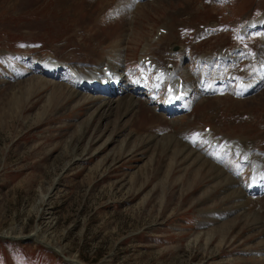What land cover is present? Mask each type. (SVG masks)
<instances>
[{
  "label": "rangeland",
  "instance_id": "rangeland-1",
  "mask_svg": "<svg viewBox=\"0 0 264 264\" xmlns=\"http://www.w3.org/2000/svg\"><path fill=\"white\" fill-rule=\"evenodd\" d=\"M21 1L25 5L19 7L20 0H0V51L8 50L0 52L4 57L12 53L9 50L32 47L34 52H51L57 57H48L60 60L80 46L87 51L93 42L87 30L83 34L77 30L83 22L96 19L103 0ZM115 1L108 0L109 4ZM140 4L138 11L129 12L130 29L115 61L124 66L122 75L126 74L128 87L139 86L133 79L145 75L139 63L141 50L155 40L159 28H169L164 24L169 17L178 22L177 32L182 27L172 42L182 53L185 44L189 45L190 56L182 69L198 73L199 79L195 51L225 56L238 44L225 33V25L242 34L244 27H240L246 20L264 15V0H141ZM202 29H208V37L195 41L194 32L197 35ZM214 29L221 31L217 34ZM263 30L243 43L249 55L235 66L239 77L249 61L255 62L253 71L259 67ZM8 60L12 62L8 67H14L13 60ZM1 61V110L14 84L36 79L35 88L44 85L19 113L8 114L14 117L0 114V264H264V198H248L251 203L240 204L245 202H239L233 190L244 185L248 172L238 163L239 154L228 155L227 167H218L224 173L234 168L236 174L212 173L207 163L213 165L211 160L225 150L218 147L211 152L210 142L194 137V129L189 135L188 128L180 130L177 125L174 137L167 136L170 129L155 119L137 127L130 123L131 114L114 104L93 115L104 102L96 105L89 99H106L107 94L80 92L90 96L87 102L82 96L64 95L60 103L56 99L48 108L53 87L70 88L71 84L55 83V78L41 80L36 73L11 80ZM30 61L28 69L37 71L32 65L40 61L38 57ZM220 61L211 65L213 71L224 66ZM154 74L151 71L150 78L140 81L138 97L146 104L150 101L148 117L158 113L166 118L160 109L165 106L163 87L153 88ZM228 86L235 92L239 85L232 81ZM198 94L194 93L195 100ZM229 94L208 100L213 108L194 112L192 118L203 123L199 130L213 122L219 132L212 128L214 136L227 139L221 132L228 133L247 146L260 144L256 150L264 153V81L250 95ZM114 102L119 104L120 99ZM186 114L181 112L180 124L188 120ZM170 118L178 120L176 115ZM232 177L240 184L230 183Z\"/></svg>",
  "mask_w": 264,
  "mask_h": 264
},
{
  "label": "bare ground",
  "instance_id": "bare-ground-1",
  "mask_svg": "<svg viewBox=\"0 0 264 264\" xmlns=\"http://www.w3.org/2000/svg\"><path fill=\"white\" fill-rule=\"evenodd\" d=\"M137 3H138V1H135V0H117L115 4L108 7L107 1L103 0V4H101L103 6L94 15V16L97 15L96 19H94L91 22H87V21L83 22V24L80 27V30H77L78 34H80V33L83 34V32L85 30H87L86 35H88V36L90 35V38L92 37L93 42H90V45L88 47H86L87 51L85 50L84 47L80 46V48H78V49L76 48L77 50L74 51L73 53H71V55H65L60 60L52 59L51 57H48L46 54L38 55L36 57H38V59L40 61L39 62H33L34 65H32L33 66L32 68L37 69L38 71H33V70L30 71L28 69V63H29L28 60H32V58L35 57V56H31L32 53L27 51L26 53L21 54L23 52L9 51L12 53H8V52L5 53V54H7V56L5 55V57L3 56L4 54H0V59L2 60L1 63L3 65V67H8V65H12V64H10L12 62H10L8 60V57H10V59L13 60V65L20 64L21 67H20V70L18 71L19 73L18 72L15 73V71H13V66H9L7 68L8 70H4V73H6V75H9L7 73L12 72L13 73L12 79L15 80V78H20L24 74L31 73L33 71V73L38 74V77L41 80L48 79L51 81V79L55 78L54 80H52L53 82H55V83L61 82L62 84L69 85L68 80L63 81V82L60 81L63 79L60 76V74H62L61 73L62 69L58 68V65H60V64L62 67L65 65H68L66 68H68L71 71H74L78 75L79 78L76 79V82L74 81L73 84L70 85V88L68 86L56 84L52 89V93H51L52 95L51 96H53V97L50 96V105L48 108L51 107V104L54 101H56V99L58 100V103H60V100L63 99L64 95H68V97H70L71 99L82 96V98H84L83 101L87 102V99L90 96H84L80 92L86 91V92L91 93L92 95H94V94L100 95L101 93H104V94H108L106 99H100L99 97L89 99V101H95L96 105L99 104L98 102H100L102 100L104 102V104H100L99 108H96V113L95 114L92 113L93 115L99 114L100 111H102V109L104 110L105 107L108 108V110L112 109V107H113L112 105L114 104L118 107L120 106L119 111L122 108V110L124 111V113H126V115L128 113H130L131 115L130 114L129 115L131 116V120H132V122H130V123H131V125H135L137 127H142L144 124H146L148 122H153L155 119L156 121L158 120V121H161L162 123L165 124V126L163 127L164 129H168V130L170 129V131H168L167 136L172 135V136L176 137L172 133V131H174V129H176L177 125H180V130L182 128H185V129L188 128L187 134H189L192 129H194L196 131L195 128L199 127L201 122L200 123L197 122V120H195L196 117L194 118V120H192V117L196 114L194 112H197L198 110H200V108L202 109L203 107L213 108L214 105L212 104V101H208V100H213L216 97H219V98L227 97L226 93L223 95L219 94L221 89L224 88L226 85H223L221 83V82H223L222 78H218V80H214V78L219 77V75H214L213 77L210 76L209 80H207L205 82L204 81L199 82V80H202L201 79L202 75H199L200 79L198 81H196V78H194L195 77L194 73L193 74L186 73V71H183L181 66L179 65L182 62V60L185 58V55L179 56V57L177 56V58L176 57H170V56H168V57L164 56L161 58L160 51L162 49L164 50L168 46L167 45L166 47H162V45L165 42L166 43L170 42L171 39L169 38V36L172 33L173 25L176 23L175 19H171L172 17H169L170 21H168V19H166V23L164 22V24H168V27H169L167 34L166 35L162 34L161 38H159V40L156 42L150 41L147 43L148 45L145 44L141 50L140 58H145L146 56H150L151 59L153 60V62L157 63V66L155 67L156 74H155V77L153 79V83L155 84L156 87H160V86L164 85V89H165V84L168 83L169 81L174 82V81L180 80V79L184 80V90L188 93L189 97L182 98L180 100V102H178V103H180V105H184L182 110H179L180 112L181 111H183V112L189 111V113H187L188 120L185 122V124H180L182 116L180 117L179 113H177L178 110L175 109V107L177 106L178 103L175 102L174 100L169 99L166 91H164V94H165L166 101H167V105H166L167 106V108H166L167 113L169 115H176L178 120H175V118L171 119L169 117L164 118V117H162L161 114H158V113H151V115H152L151 117H148L146 115L147 108L150 109V107H148L147 104L142 102L138 97L140 95L139 89L141 88L140 79H138V78L134 79V81L139 86L128 87L127 86L128 85V79H126V78L122 79V78L118 77V79H116V80H120L121 82H118L117 85H122V86L125 85L126 86L125 89L116 90V87L111 88L112 74L122 72V67L117 66L115 64V61L118 59L120 49L122 47L123 42L126 39L125 38L126 31L130 29V22H129L130 16H129L128 11L129 10L133 11L136 9H137L136 11H138V7L141 4H137ZM19 4H20L19 7H22L23 5H25V3L21 0H20ZM133 4H135V5L133 6ZM77 6H78V4H77ZM74 12H76V11H74ZM67 13H68V11H67ZM173 15L178 19L177 15H175V14H173ZM71 17H73V16H71ZM73 18H75V17H73ZM75 20H76V18H75ZM130 21H131V19H130ZM79 26H80V24H79ZM135 27H136L135 24H133L131 29L134 30ZM162 28H164V27H162ZM97 30H99V31H97ZM86 39H88V38H86ZM3 51H8V50L3 49L0 52H3ZM14 53H17V56H14L13 55ZM259 56H261V61L263 62V60H264V48L261 51V53L259 54ZM238 58H239V56H235L233 58H228V60L231 63V65H234V63L238 60ZM164 60L166 62H164ZM125 65H126V63H125ZM104 66H107V68L112 71V74L107 76L108 85L106 87H103V85H102V79L105 77L104 70L102 68ZM247 67L248 68L246 69V71L244 73L246 79H242V78L238 79V81L239 80L246 81V85L238 87L237 90H239V88H241V89L246 90L247 92H250L252 89H254L256 87L257 79H262L264 72L261 71L260 67L259 68L256 67V69L253 71V69H252L254 67L253 62H249ZM159 68H161L163 71H165V73L162 71L163 73L161 72L158 74L157 71ZM225 69L226 68H224V70ZM0 70L2 73V68ZM151 70H152L151 66L146 68V71H151ZM169 71H172L171 76L168 75ZM203 73L212 74V72H209L207 70H205ZM203 76H207V75L203 74ZM231 76H236V74H233ZM145 77H147V74L145 75ZM159 77H161V80H159ZM57 79H59V80H57ZM71 79H72V77H70V81H72ZM35 81H36V79H33L32 82H30V83L29 82H23V83L17 84L16 86H15V84L12 86L13 88L10 89V91L11 90L12 91L10 93L11 95H10L9 99L4 104V108H2V110L0 109L1 110L0 114H2V118L14 117L15 115L11 116L8 114L19 113L23 104H25L24 102L30 96H32L35 92H38L39 90L43 89V85H44L43 83H41V84L39 83L40 86L38 88H35ZM96 81H98V83H96ZM196 82H198L197 89H198V92L201 94L200 95L201 99L194 101L193 99H189V98L195 92ZM217 83H221V84L218 85ZM21 88H23V89H21ZM229 89L232 90L231 88H229ZM63 90H66L67 92L65 93V91H63ZM116 93L120 94L121 97L118 99L114 98V94H116ZM124 96L126 97V99L122 98ZM119 99H120L119 104H117V102H114V100L119 101ZM128 99H131V100H128ZM126 100H128V102L125 104V106L122 107L121 104L123 102H125ZM78 103H81V101ZM89 103H92V102H89ZM48 108L45 109L40 114L41 115L46 114L48 111ZM94 112H95V110H94ZM34 119H37V118L35 117ZM38 119H40V118L38 117ZM228 119L230 122H232V119L230 117ZM156 121H155V123H156ZM230 122H228V123L230 124ZM208 125H210V124H208ZM206 126H207V124H206ZM211 128H214L215 132L219 133L215 126H211ZM152 130H153V128H152ZM180 130L176 131L175 133H178ZM211 135L213 136L212 141L218 140L219 145H223L224 142H226L225 137L216 139V137H218V136H214L212 133H211ZM222 135H224L226 137L228 136L227 133H225V134L223 133ZM202 137L205 138V134H203ZM144 138H146V137H144ZM228 138H232V137H228ZM177 141H179V140H177ZM244 143L240 142V141H233L231 143H228L227 146H229L230 150L234 149L233 148L234 145H237L238 147H240L239 148V153H240L239 155L240 156L246 155V158H247L246 164L249 166V172H251V170L253 169V166L256 165V173H259V174H261V177H264V155H261L258 152H253L247 145H245L246 143L245 144ZM185 144L186 143H184V145ZM186 145H188V144H186ZM188 147L190 148L189 145H188ZM234 151L235 150H233L232 154H234ZM211 162L213 163L214 166L210 165V163H207V165L210 166L212 173H214V172L216 173L219 170L218 167H220V166L215 164L213 161H211ZM222 164L224 167H227L228 161H222ZM207 165H205V167ZM202 166H204V165H202ZM219 171L221 172V174H225V175L227 174V172L224 173V169H221ZM250 175H249V178H250ZM230 183H232L233 185L238 184V182L236 181L235 178H233V180L230 181ZM263 183H264V179H263L260 187L258 188V189H262L263 192L261 194L264 193V188H263L264 184ZM256 190L257 189L252 187L251 182L249 181L246 188L243 186L242 188L239 187V190H233V191H236L235 193H237V196L240 197L241 199L245 200V203H240V204L246 205V204H249V202H250V200L248 199L249 197H247L248 191L250 193H253ZM262 196L264 198V194L260 195L258 198H260Z\"/></svg>",
  "mask_w": 264,
  "mask_h": 264
}]
</instances>
